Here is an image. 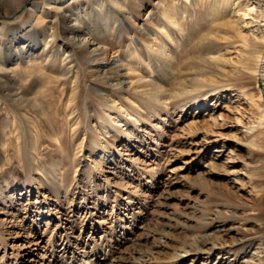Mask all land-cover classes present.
Wrapping results in <instances>:
<instances>
[{"label":"rangeland","instance_id":"obj_1","mask_svg":"<svg viewBox=\"0 0 264 264\" xmlns=\"http://www.w3.org/2000/svg\"><path fill=\"white\" fill-rule=\"evenodd\" d=\"M183 1L170 35L158 3L140 22L152 37L122 20L134 39L123 83L106 84L113 101L96 90L113 64L94 78L77 62L67 86L39 85L62 127L31 109L36 151L25 108L0 89V264H264V16L246 7L264 0H219L207 17L208 0ZM12 2L0 0L10 21L30 7L11 14ZM189 35L166 76L158 51Z\"/></svg>","mask_w":264,"mask_h":264},{"label":"bare ground","instance_id":"obj_2","mask_svg":"<svg viewBox=\"0 0 264 264\" xmlns=\"http://www.w3.org/2000/svg\"><path fill=\"white\" fill-rule=\"evenodd\" d=\"M208 1L210 6L205 10L204 17L218 9L219 0ZM153 3L160 4L162 14V20H158L157 25L161 28H168L170 35L173 33V29L166 19H171L172 16L178 14L179 8L186 4L183 0H174V2L172 0H41L40 2L13 0L10 5L13 7L11 14L18 13L19 10L30 4L24 15L10 21V11L5 14L0 12V89L10 102L25 108L22 117L28 123V132L32 136L31 148L34 151L36 148L33 146V142L37 141L39 136L36 130L38 123L33 117H30L31 109L39 115L47 113V121L54 129L62 127H58L60 122L55 114L45 112L46 109L56 108V106L52 101L46 100L45 94L50 93V90L40 88L39 85L57 80L58 83L67 86L69 81L66 79L71 76L74 68H77V62L86 66L89 70L87 73L94 78H99L100 72L104 71L108 64H113L111 79L100 77L99 81L103 85L101 88H96L97 93L99 91L97 96L101 102L113 101L114 99L110 100L108 97L109 89L106 84L111 87H119L123 83L121 70H125L124 60L127 58L124 53L125 44L129 38L134 39L133 28L127 31L122 28L121 22L127 17L132 27L138 28L144 32V35L152 37L155 33L147 26L140 25V22L150 17L149 8ZM199 3H202V0H196V5ZM248 3L249 1H246V7L249 10L257 8L264 16V11L260 9V6L253 5L252 2ZM181 14L182 12L180 17ZM181 26L184 27L183 23L177 24V27ZM192 36L189 35L183 40H178L173 46L168 45L166 52L158 51L159 54L165 56L161 69L166 71V76L175 69V63L171 62L175 51L187 50L189 46L184 47L183 44L189 41ZM122 39L125 42H122ZM251 56L256 60L262 59V54L258 49L252 51ZM186 58L199 59L200 57L199 54L192 53L190 57ZM253 71L256 73L258 69ZM34 72H38V75ZM22 82H29L32 85L26 89L22 87ZM150 85L152 89L160 90L161 88L154 80ZM70 92H68L69 97L66 102H63L62 107H58L56 110V113L63 110L62 113L65 117L72 114L67 111L73 101V94ZM133 112L132 109L125 110L117 120H122L125 117L127 119L132 116ZM68 123L71 130L76 132L75 122L68 121ZM14 124L10 131L18 137L20 128ZM54 129L47 130L49 133H55ZM109 158L108 155L102 153L98 156L96 163L106 162ZM192 251H198V249L190 248L184 252Z\"/></svg>","mask_w":264,"mask_h":264}]
</instances>
